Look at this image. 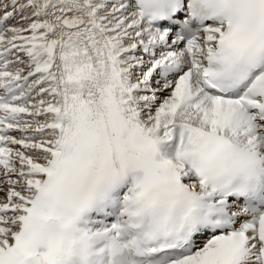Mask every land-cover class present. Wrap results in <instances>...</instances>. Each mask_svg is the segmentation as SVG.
Segmentation results:
<instances>
[{
	"label": "snow or ice",
	"instance_id": "snow-or-ice-1",
	"mask_svg": "<svg viewBox=\"0 0 264 264\" xmlns=\"http://www.w3.org/2000/svg\"><path fill=\"white\" fill-rule=\"evenodd\" d=\"M0 264H264V0H0Z\"/></svg>",
	"mask_w": 264,
	"mask_h": 264
}]
</instances>
